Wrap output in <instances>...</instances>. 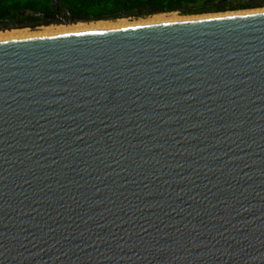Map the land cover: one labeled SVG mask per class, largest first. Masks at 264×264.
<instances>
[{"label": "water", "instance_id": "water-1", "mask_svg": "<svg viewBox=\"0 0 264 264\" xmlns=\"http://www.w3.org/2000/svg\"><path fill=\"white\" fill-rule=\"evenodd\" d=\"M0 264H264V11L0 39Z\"/></svg>", "mask_w": 264, "mask_h": 264}, {"label": "trees", "instance_id": "trees-1", "mask_svg": "<svg viewBox=\"0 0 264 264\" xmlns=\"http://www.w3.org/2000/svg\"><path fill=\"white\" fill-rule=\"evenodd\" d=\"M262 7L264 0H0V27L17 21L37 22L42 15L49 17L56 10L64 12L66 21L76 23L142 18L165 12L192 16Z\"/></svg>", "mask_w": 264, "mask_h": 264}, {"label": "bare ground", "instance_id": "bare-ground-1", "mask_svg": "<svg viewBox=\"0 0 264 264\" xmlns=\"http://www.w3.org/2000/svg\"><path fill=\"white\" fill-rule=\"evenodd\" d=\"M264 11V8L253 9L249 11H241V12H229L224 14H215V15H201V16H188V17H173L164 19L161 18L160 15H155L149 20L138 21L135 23H118L115 25H103L97 24L92 26H84L82 24L71 25L70 27H44L41 32L37 33H29L27 31H11L7 33H0V39H8V38H16V37H28V36H36V35H44L51 33H60V32H68V31H79V30H89V29H99V28H110V27H120V26H130V25H139V24H148V23H157V22H166V21H176V20H184V19H192V18H201V17H212V16H220V15H230V14H242V13H251V12H260Z\"/></svg>", "mask_w": 264, "mask_h": 264}, {"label": "rangeland", "instance_id": "rangeland-1", "mask_svg": "<svg viewBox=\"0 0 264 264\" xmlns=\"http://www.w3.org/2000/svg\"><path fill=\"white\" fill-rule=\"evenodd\" d=\"M264 8V7H262ZM259 9V8H258ZM261 9V8H260ZM241 11H249V10H240V11H236V12H241ZM229 13V12H227ZM217 13H209V14H202V15H215ZM155 15H160L161 18H164V19H168V18H173V17H188V16H181L178 14V12H165V13H158V14H154V15H150V16H147V17H142V18H136V17H129V18H120V19H116V20H113V21H92V22H76V23H72L71 25H76V24H82L84 26H92V25H97V24H103V25H115V24H118V23H135V22H138V21H145V20H149L151 19L153 16ZM192 16H201V15H192ZM66 21V20H65ZM31 25H34V24H37V22H33V23H30ZM71 25H63L61 24V22H56V21H53L52 23L48 24V26H37L33 29L29 28L28 26L25 28H21V29H11V30H4V31H0V33H7L8 31L11 32V31H19V30H24V31H27L29 33H37V32H41L42 29L44 27H70Z\"/></svg>", "mask_w": 264, "mask_h": 264}, {"label": "flooded vegetation", "instance_id": "flooded-vegetation-1", "mask_svg": "<svg viewBox=\"0 0 264 264\" xmlns=\"http://www.w3.org/2000/svg\"><path fill=\"white\" fill-rule=\"evenodd\" d=\"M51 16H54L55 21H56V19H59V18H62L63 21H65V19H64V18H65L64 12H62L61 10H56L55 13L50 14L49 17H51ZM42 17H44V16H41V19H40L39 21H37V23H39L41 20H43ZM49 17H44V19H47V18H49ZM17 22H18L19 24L23 23V22H21V21H17ZM52 22H53V21H52ZM56 22H57V21H56ZM60 22H62V21H60ZM23 24H24V26L31 25L30 23H27V22H24Z\"/></svg>", "mask_w": 264, "mask_h": 264}]
</instances>
